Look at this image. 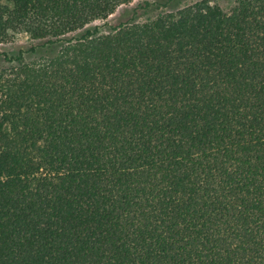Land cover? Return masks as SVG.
Here are the masks:
<instances>
[{"label":"trees","instance_id":"16d2710c","mask_svg":"<svg viewBox=\"0 0 264 264\" xmlns=\"http://www.w3.org/2000/svg\"><path fill=\"white\" fill-rule=\"evenodd\" d=\"M133 1L0 0V264H264V0Z\"/></svg>","mask_w":264,"mask_h":264},{"label":"rangeland","instance_id":"374dc122","mask_svg":"<svg viewBox=\"0 0 264 264\" xmlns=\"http://www.w3.org/2000/svg\"><path fill=\"white\" fill-rule=\"evenodd\" d=\"M147 0H134L131 4L128 6H124L115 13L110 19H117L120 14H124L125 18L128 17H136L137 19H143L145 16L141 15V10L139 8V5L144 4V2ZM153 2L154 0H149ZM189 1H196V0H189ZM213 5H217L224 11H229L234 5L236 0H208ZM175 5H178V2L175 3ZM135 8H137V11H133ZM31 40H28L23 37H19L16 40H14L12 43L3 44L0 45V54L3 53H9L12 55L13 53L17 52L21 47H28L31 44ZM4 56L2 55L0 57V68L3 66H7L9 63L6 61H3Z\"/></svg>","mask_w":264,"mask_h":264}]
</instances>
